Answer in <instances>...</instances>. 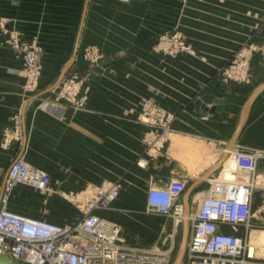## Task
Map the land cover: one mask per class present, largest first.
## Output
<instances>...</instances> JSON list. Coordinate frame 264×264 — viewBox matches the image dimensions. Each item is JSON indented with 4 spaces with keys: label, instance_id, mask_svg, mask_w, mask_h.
Returning a JSON list of instances; mask_svg holds the SVG:
<instances>
[{
    "label": "crops",
    "instance_id": "0c3cea01",
    "mask_svg": "<svg viewBox=\"0 0 264 264\" xmlns=\"http://www.w3.org/2000/svg\"><path fill=\"white\" fill-rule=\"evenodd\" d=\"M174 29L187 38L192 52L176 58L154 54V38ZM11 31L37 45L41 78L35 92L24 90L21 59L8 43ZM244 41L256 46L248 80L224 83L215 71ZM90 47L99 54L96 64L87 59ZM70 74L84 78L88 88L81 109L54 101L47 92ZM262 84L264 0H132L125 5L0 0V145L16 116L21 133L19 140L0 146V189L17 157L50 177L46 195L30 198L40 207L67 206L62 196L119 182L113 208L98 215L120 224L129 245L161 249V229L171 221L145 212L149 188L185 183L184 208L185 193L221 159L245 103ZM144 99L176 118L160 156L140 168L135 162L147 130L138 120ZM232 150L262 154L252 211L264 214V88L250 105ZM230 161L228 156L191 190L188 217L217 176L227 169L231 174ZM258 241L264 243V236Z\"/></svg>",
    "mask_w": 264,
    "mask_h": 264
},
{
    "label": "built area",
    "instance_id": "2783aa9c",
    "mask_svg": "<svg viewBox=\"0 0 264 264\" xmlns=\"http://www.w3.org/2000/svg\"><path fill=\"white\" fill-rule=\"evenodd\" d=\"M8 43L21 59L24 90L34 92L39 88L41 78L36 46L21 41L12 31L8 34ZM255 50L253 43H246L235 51L228 64L218 70L224 83L243 82L248 78ZM154 51L174 58L180 53L192 52V48L173 31L158 38ZM81 84L73 78L64 79L57 100L66 101L77 109L83 108L87 95L80 92ZM138 117L148 132L143 152L135 164L144 168L150 159L162 153L176 115L144 99ZM19 136L20 120L16 116L0 146L6 148ZM261 157L259 152L232 150L229 153L235 166L233 179L214 181L188 217L185 264H264L256 257L255 246L249 240V231L254 227V174ZM238 172L245 173L246 178ZM18 184L45 192L50 188V177L19 157L6 169L0 189V254L7 255L15 264H169L174 250L171 237L165 239L161 249L132 246L123 237L120 224L98 215V211L113 208L120 191L119 182L85 188L70 195L82 215L63 224L10 211L7 206ZM185 189V183L172 182L163 187L152 186L147 193L145 212L169 219L173 236L185 218L181 203ZM224 228L231 231L226 232Z\"/></svg>",
    "mask_w": 264,
    "mask_h": 264
},
{
    "label": "rangeland",
    "instance_id": "374dc122",
    "mask_svg": "<svg viewBox=\"0 0 264 264\" xmlns=\"http://www.w3.org/2000/svg\"><path fill=\"white\" fill-rule=\"evenodd\" d=\"M115 1L118 4L125 5V4L130 3L132 0L128 1V2H122L120 0H115ZM173 31L179 33L185 39L186 43L190 45V43L187 41V38L179 30L174 29V30H172L170 32H173ZM170 32H166V33H170ZM163 34H165V33H163ZM163 34H161L158 37L154 38V40H153L154 42L152 44L151 51L154 54L160 55V56H162L164 58H168V57L163 56L161 53H156L154 51V46H155L158 38L160 36H162ZM24 42H26V41H24ZM28 43L34 44V46H36V48H37V45L35 44L34 41L33 42H28ZM246 43H251V42L250 41H244V42L240 43V45L237 47V49L239 47H241L242 45H244V44L246 45ZM253 45L255 46L254 43H253ZM237 49L234 50V52L230 55V57L224 62V64L222 66H220L219 68L216 69L215 75L218 76L221 81H223L224 77L219 74L218 70L228 64V62L230 61L231 57L234 55V53H235V51ZM87 52H86L87 53L86 56L88 57L87 59L91 63H94V64L98 63L99 54H98L96 48L95 47H90L87 50ZM182 54H186V53L185 52L184 53H180L177 56H175L174 58H176V57H178L179 55H182ZM37 56H38V62H39L38 48H37ZM39 64H40V62H39ZM249 73H250V71H249ZM248 76H249V74H248ZM69 78L70 79L73 78L75 80L80 81L82 83L81 84L82 88H81L80 92H85V94L87 95L88 88H87V85L85 83L84 78H82L81 76L76 75V74H70V75L62 78L59 81L58 84L51 85V86H49L47 88V92H50V93H52L54 95L51 98L52 100L55 101V100L58 99V93L60 92V86L62 87V83H63L64 79H69ZM247 80H248V78L245 81H247ZM245 81H243V82H245ZM238 83H241V82H238ZM37 90H38V88L35 89V91H37ZM63 102H66V101H63ZM138 120H139V117H138ZM147 132H148V130H146V132L144 134V138H145ZM20 135H21V133H20ZM19 139H20V136H19L18 139H14V140L16 141V140H19ZM238 175L241 176V177L246 178V174L245 173L238 172ZM222 176H223V173H220L217 176L218 180H221L223 178ZM48 191H45V192L44 191H38V190H36L33 187H30V186H27V185L18 184V185L15 186L14 191L12 192L13 194L11 195V198H10V201H9L7 207H8V209H10L12 211H15V212H18V213H22V214H26L27 216H29L31 218H36V219L44 220V221H47V222H50V223H55V224H60L63 221H67V220H70V221L72 220L73 221V220L79 218L82 215L80 207H78V205L73 201V197H71L70 195L66 196V197L62 196L60 198L62 200L61 203H64L67 206L54 207L55 208L54 210L50 209V208L40 207V205H37V204H35V203H33L31 201V199H34L35 196L39 197L40 195H43V194L46 195V193ZM31 196H34V197H31ZM255 215H256V217H255ZM261 215L263 217H260L261 219L259 220L258 219L259 217H257V216H261ZM252 222L254 224V227H252L251 230L249 231V240H250L251 243L253 242L255 244L254 246H255V249H256V257L259 258L260 261L264 262V243L258 241L260 239L261 235L264 236V214H259V213L255 214L253 212ZM171 231H172L171 230V226H169V224H165L162 227V229H161L160 241H159V244H158L159 246H161L164 243L166 238L168 239V237H171V239L173 241V244H174V250H173V252L171 254V257L169 259V264H173V262H174V260H175V258L177 256V253L179 251V247H180V244L182 242L183 226H178L177 232H176V234L174 236L170 233ZM182 264H185V255H184Z\"/></svg>",
    "mask_w": 264,
    "mask_h": 264
},
{
    "label": "water",
    "instance_id": "95a60500",
    "mask_svg": "<svg viewBox=\"0 0 264 264\" xmlns=\"http://www.w3.org/2000/svg\"><path fill=\"white\" fill-rule=\"evenodd\" d=\"M264 88V84L258 86L250 95V97L248 98L247 102L245 103L243 110H242V115H241V119L239 121V124L235 130L234 136L229 144V146L227 147L226 151L224 152L223 156L221 157V159L214 164L201 178H199L197 181H195L193 183V185L187 190V192L184 195L183 198V204H184V222H183V235H182V242L180 244L179 247V251L177 253V256L173 262V264H182L184 255H185V251H186V244H187V239H188V235H189V221H188V207H189V196H190V192L191 190L198 185L202 180H204L205 178H207L210 174H212L214 171L218 170L221 168V166L223 165V163L228 159L229 156V152H231L232 147L244 125V122L246 120L247 114H248V110L250 105L252 104L253 100L255 99V97L257 96V94ZM0 264H15V262H13L7 255L4 254H0Z\"/></svg>",
    "mask_w": 264,
    "mask_h": 264
},
{
    "label": "bare ground",
    "instance_id": "6f19581e",
    "mask_svg": "<svg viewBox=\"0 0 264 264\" xmlns=\"http://www.w3.org/2000/svg\"><path fill=\"white\" fill-rule=\"evenodd\" d=\"M190 53H191V52H190ZM230 162H231V165H230L229 169H230L231 171H233L234 168H235V166H234V163H233L232 161H230ZM226 172H227V173H226L225 175H223L224 179L232 180V179H233L232 172H231V174H230L228 169L226 170ZM229 174H230V175H229ZM252 244L255 245L253 242H252Z\"/></svg>",
    "mask_w": 264,
    "mask_h": 264
}]
</instances>
